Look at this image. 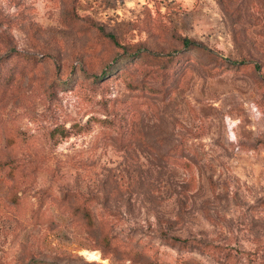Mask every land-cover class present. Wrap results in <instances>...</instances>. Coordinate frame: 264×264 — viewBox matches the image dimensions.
Listing matches in <instances>:
<instances>
[{
	"label": "rangeland",
	"instance_id": "rangeland-1",
	"mask_svg": "<svg viewBox=\"0 0 264 264\" xmlns=\"http://www.w3.org/2000/svg\"><path fill=\"white\" fill-rule=\"evenodd\" d=\"M0 264H264V0H0Z\"/></svg>",
	"mask_w": 264,
	"mask_h": 264
},
{
	"label": "trees",
	"instance_id": "trees-1",
	"mask_svg": "<svg viewBox=\"0 0 264 264\" xmlns=\"http://www.w3.org/2000/svg\"><path fill=\"white\" fill-rule=\"evenodd\" d=\"M108 35H109L110 39L115 42L114 36L112 34H108ZM190 42L194 43L193 41H190V40H184V44H189ZM121 46L123 48L122 51L123 52H127V48H125L126 45L125 44H121ZM138 49L139 48L137 47L135 50H130L129 52H132V53L133 52H138ZM74 211L77 212L83 218V220H85L86 223H89V224L93 223V219H92V216L90 214V211H89V209H87L85 207L84 204L77 203L75 205V207H74ZM102 237H103V235H102Z\"/></svg>",
	"mask_w": 264,
	"mask_h": 264
},
{
	"label": "bare ground",
	"instance_id": "bare-ground-1",
	"mask_svg": "<svg viewBox=\"0 0 264 264\" xmlns=\"http://www.w3.org/2000/svg\"><path fill=\"white\" fill-rule=\"evenodd\" d=\"M90 254H93V253H90Z\"/></svg>",
	"mask_w": 264,
	"mask_h": 264
}]
</instances>
